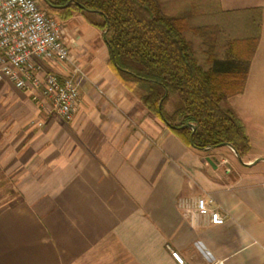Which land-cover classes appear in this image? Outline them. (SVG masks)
Masks as SVG:
<instances>
[{
  "label": "crops",
  "instance_id": "1",
  "mask_svg": "<svg viewBox=\"0 0 264 264\" xmlns=\"http://www.w3.org/2000/svg\"><path fill=\"white\" fill-rule=\"evenodd\" d=\"M220 4L263 11L243 96L264 67V0ZM60 23L71 61L34 68L79 80L70 121L0 80V264H179L172 252L184 264H264L261 155L251 146L243 164L228 146H187L109 68L99 30L79 14ZM207 197L222 225L196 215Z\"/></svg>",
  "mask_w": 264,
  "mask_h": 264
},
{
  "label": "trees",
  "instance_id": "2",
  "mask_svg": "<svg viewBox=\"0 0 264 264\" xmlns=\"http://www.w3.org/2000/svg\"><path fill=\"white\" fill-rule=\"evenodd\" d=\"M41 2L59 21L79 14L99 30L109 68L184 144L196 150L229 145L242 159L251 151L229 100L245 90L262 9L225 12L220 0Z\"/></svg>",
  "mask_w": 264,
  "mask_h": 264
},
{
  "label": "built area",
  "instance_id": "3",
  "mask_svg": "<svg viewBox=\"0 0 264 264\" xmlns=\"http://www.w3.org/2000/svg\"><path fill=\"white\" fill-rule=\"evenodd\" d=\"M40 3L41 0H0V80L10 81L33 100L49 105L57 116L70 121L78 111L79 80L60 79L50 72L42 75L34 68L37 61H71L70 50L62 40L60 21ZM181 207L185 208V204ZM193 208L197 216L213 225H222L227 219L210 197L197 199ZM172 257L184 264L176 252H172Z\"/></svg>",
  "mask_w": 264,
  "mask_h": 264
},
{
  "label": "rangeland",
  "instance_id": "4",
  "mask_svg": "<svg viewBox=\"0 0 264 264\" xmlns=\"http://www.w3.org/2000/svg\"><path fill=\"white\" fill-rule=\"evenodd\" d=\"M40 4L44 7L42 2ZM261 70V76L258 75L259 68L253 71L246 93L231 99L230 102L238 111L245 114L244 119L252 146L251 154H259L260 158L264 159V67Z\"/></svg>",
  "mask_w": 264,
  "mask_h": 264
},
{
  "label": "water",
  "instance_id": "5",
  "mask_svg": "<svg viewBox=\"0 0 264 264\" xmlns=\"http://www.w3.org/2000/svg\"><path fill=\"white\" fill-rule=\"evenodd\" d=\"M187 128H190V129H192L193 131L195 130V127L193 126V125H187L186 126ZM224 146H228V147H230L229 145H221V146H219V147H224ZM231 148V147H230ZM232 149V148H231ZM233 150V149H232ZM234 151V150H233ZM235 153V152H234ZM236 154V156H237V158H238V160L241 162V163H243L242 162V159L240 158V156H238V154L237 153H235ZM259 161H264V159H258L257 161H255L254 163H252V164H255L256 162H259ZM244 164V163H243ZM246 165V164H245Z\"/></svg>",
  "mask_w": 264,
  "mask_h": 264
}]
</instances>
